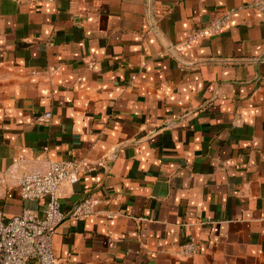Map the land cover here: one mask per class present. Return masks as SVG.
Instances as JSON below:
<instances>
[{"label":"crops","instance_id":"crops-1","mask_svg":"<svg viewBox=\"0 0 264 264\" xmlns=\"http://www.w3.org/2000/svg\"><path fill=\"white\" fill-rule=\"evenodd\" d=\"M252 1L0 0V210L43 213L18 180L49 160L95 163L60 188L57 264H264ZM230 9L224 32L178 51ZM87 197L97 214L68 218Z\"/></svg>","mask_w":264,"mask_h":264},{"label":"built area","instance_id":"built-area-1","mask_svg":"<svg viewBox=\"0 0 264 264\" xmlns=\"http://www.w3.org/2000/svg\"><path fill=\"white\" fill-rule=\"evenodd\" d=\"M249 7L264 15V0H253ZM237 9H230L218 15L204 27L193 29L178 46L184 51L224 32L230 25ZM51 118V113L41 121ZM95 170V163L79 160H49L43 168L23 173L18 180L20 197L24 201H45L42 214L26 208L19 215L6 217L0 210V264H57L54 255V239L59 225L67 218L61 210L60 188L75 185L82 174ZM10 172V171H9ZM6 182V174L0 173V185ZM100 200L87 197L79 202L68 218L86 220L97 214ZM197 246L188 243L183 246V255H193Z\"/></svg>","mask_w":264,"mask_h":264}]
</instances>
